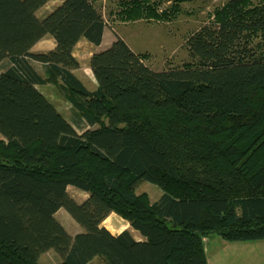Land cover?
Segmentation results:
<instances>
[{
	"label": "trees",
	"instance_id": "1",
	"mask_svg": "<svg viewBox=\"0 0 264 264\" xmlns=\"http://www.w3.org/2000/svg\"><path fill=\"white\" fill-rule=\"evenodd\" d=\"M50 1L0 0V264H40L50 250L58 264H207L208 237L264 240V52L251 47L264 5L231 0L188 40L194 63L180 72L150 70L117 39L91 57V92L73 52L81 39L102 44L103 16L94 0H63L39 19ZM126 9L125 22L181 11L157 15L150 0ZM48 35L55 50L32 53ZM48 84L74 123L37 89ZM142 181L163 191L157 202L136 194ZM68 187L89 198L77 204ZM61 209L85 232L70 236ZM110 213L144 240L101 226Z\"/></svg>",
	"mask_w": 264,
	"mask_h": 264
},
{
	"label": "rangeland",
	"instance_id": "2",
	"mask_svg": "<svg viewBox=\"0 0 264 264\" xmlns=\"http://www.w3.org/2000/svg\"><path fill=\"white\" fill-rule=\"evenodd\" d=\"M63 0H52L37 12V17L43 19L55 8L60 6ZM98 11L103 16L106 24L103 48H109L117 39L123 40L130 49L140 56H145L144 64L152 71L162 73L169 71H183L187 66H192L188 50V40L202 28L216 26V14L222 10L231 0H150V5L155 14L169 12L173 5H180L181 11L178 17L171 22L157 21L156 19H140L135 22H125L122 17L127 11L126 5L133 1L145 0H94ZM248 7H260L264 0H248ZM125 11V12H124ZM51 38H45L35 45L33 53H48L52 49ZM251 47L264 52V35L253 33ZM91 45V44H90ZM92 46V45H91ZM84 40L80 41L74 50V55L79 61V68L75 71L82 79L85 86L91 91L97 88V82L90 67L89 58L94 53V48ZM33 65L43 73L40 64ZM2 70L0 69V74ZM55 106L58 112L67 120H72L73 107L69 104L58 89L53 85L38 88ZM97 127L90 128L91 130ZM82 134L81 130H77ZM0 141L4 138L0 134ZM69 197L77 204H83L89 194L74 187H69ZM136 194L148 195L151 203L157 202L163 195V191L146 181L139 182L135 189ZM55 220L72 237L85 232L72 216L61 209L55 215ZM101 226L113 234L129 231L133 237L139 238V234L132 229L130 223L115 213L105 217ZM61 258L50 250L39 258L40 264H58ZM91 264H104L99 259H94Z\"/></svg>",
	"mask_w": 264,
	"mask_h": 264
},
{
	"label": "crops",
	"instance_id": "3",
	"mask_svg": "<svg viewBox=\"0 0 264 264\" xmlns=\"http://www.w3.org/2000/svg\"><path fill=\"white\" fill-rule=\"evenodd\" d=\"M45 38H51L50 40L52 41V49H50V51H48V53L55 50L56 42H55L54 38L50 35L44 37L43 39H45ZM104 38H105V35L103 36V41H102V44L100 46H94L92 44H91L92 45L91 46L90 43L84 39H81L80 41L84 40L87 44H89V46L93 47L94 48L93 54H95V53H99V52H102V51L108 49V48H106V49L103 48ZM34 48H35V46H34ZM33 49H32V53L34 52ZM35 54H46V53H35ZM93 54H91L89 61L91 60V57L93 56ZM73 55H74V52H73ZM74 57H75V55H74ZM77 61H78V59H77ZM40 66H41L42 71H43V67L41 64H40ZM37 71L41 75L44 74V73L40 72L38 69H37ZM75 71H73V74L83 83L82 79L76 74ZM84 86H85V84H84ZM39 87H41V86H37V89ZM97 87H98V85H97ZM96 89L91 90V92L95 91ZM73 114L74 115L72 117V120L68 121L71 124L74 123V117L75 118L77 117L75 115V111H73ZM136 232L137 231H135V233ZM114 235H117V234H114ZM134 238L138 241L144 240V238L140 234H139V238H136V237H134ZM203 243H204V251H205V257H206L207 264H264V240L253 241V242H227V241H224L219 236L213 235L211 237L204 239Z\"/></svg>",
	"mask_w": 264,
	"mask_h": 264
}]
</instances>
